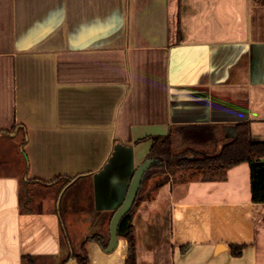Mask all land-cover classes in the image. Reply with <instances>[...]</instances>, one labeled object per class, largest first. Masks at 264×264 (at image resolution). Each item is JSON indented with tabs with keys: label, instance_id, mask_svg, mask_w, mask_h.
Returning a JSON list of instances; mask_svg holds the SVG:
<instances>
[{
	"label": "crops",
	"instance_id": "crops-1",
	"mask_svg": "<svg viewBox=\"0 0 264 264\" xmlns=\"http://www.w3.org/2000/svg\"><path fill=\"white\" fill-rule=\"evenodd\" d=\"M242 123L264 142V0H0V264H78L83 247L125 264L124 239L101 244L152 139ZM179 175L134 218L137 264H264L249 163ZM24 180L50 184L35 213Z\"/></svg>",
	"mask_w": 264,
	"mask_h": 264
},
{
	"label": "trees",
	"instance_id": "trees-1",
	"mask_svg": "<svg viewBox=\"0 0 264 264\" xmlns=\"http://www.w3.org/2000/svg\"><path fill=\"white\" fill-rule=\"evenodd\" d=\"M153 145L147 159L155 160L144 177L137 201L132 211L122 220L119 227V238L128 245L125 264H137V248L134 228V218L145 199L142 197L148 183L159 177L153 186V191L159 190L171 178L179 173L190 172L201 176L203 181H222L226 172L242 163H249L251 168L252 201L256 207L255 220L264 215L258 213V207L264 206V142H254L250 124L242 123L236 126L233 137L219 136L212 127L173 128L165 137L152 139ZM50 184L35 180H24L21 192V210L23 213H35V194L37 188H46ZM99 241L98 237H94ZM109 242H102L107 249ZM239 255V253H236ZM78 264H89V256L85 248L75 256ZM28 264H35L33 258H26Z\"/></svg>",
	"mask_w": 264,
	"mask_h": 264
},
{
	"label": "water",
	"instance_id": "water-1",
	"mask_svg": "<svg viewBox=\"0 0 264 264\" xmlns=\"http://www.w3.org/2000/svg\"><path fill=\"white\" fill-rule=\"evenodd\" d=\"M155 160L147 159L135 172L132 182L129 186L127 195L122 205L116 210L113 219L110 224V241L106 254L114 253L119 247V227L122 220L132 211L136 204L140 189L143 184V180L147 172L154 165Z\"/></svg>",
	"mask_w": 264,
	"mask_h": 264
},
{
	"label": "rangeland",
	"instance_id": "rangeland-1",
	"mask_svg": "<svg viewBox=\"0 0 264 264\" xmlns=\"http://www.w3.org/2000/svg\"><path fill=\"white\" fill-rule=\"evenodd\" d=\"M180 174V173H179ZM178 174V176H182V175H179ZM182 174H184V175H186L185 177H187V174H188V172H186V173H182ZM159 177H155L152 181H150L149 183H148V186L146 187V191L143 193V195H142V197L144 198V199H150L152 196H154L155 195V191H153V186H154V184H155V181L158 179ZM40 189H44V188H37V191H36V194L38 193V194H41V191H40ZM35 194V196H36V201H35V204H36V202H39L40 201V197L39 198H37V195ZM60 201H59V204H60V202H61V199H59ZM38 205V204H37ZM35 206V205H34ZM60 212H61V214L63 215V218H64V221H65V223L67 222V216H66V214H65V211H64V202H62L61 204H60ZM68 233H69V235H68V237H69V240L72 242V244H73V248H75V249H73V250H75L74 251V253H77V246H76V239L79 237L78 236V234H71V231H69L68 230ZM107 235V234H106ZM108 236H109V234H108ZM106 242H108V239H107V241Z\"/></svg>",
	"mask_w": 264,
	"mask_h": 264
}]
</instances>
